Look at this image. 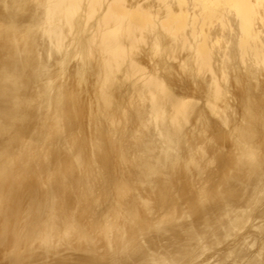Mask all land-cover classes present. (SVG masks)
I'll list each match as a JSON object with an SVG mask.
<instances>
[{
    "label": "bare ground",
    "instance_id": "obj_1",
    "mask_svg": "<svg viewBox=\"0 0 264 264\" xmlns=\"http://www.w3.org/2000/svg\"><path fill=\"white\" fill-rule=\"evenodd\" d=\"M0 264H264V0H0Z\"/></svg>",
    "mask_w": 264,
    "mask_h": 264
},
{
    "label": "rangeland",
    "instance_id": "obj_2",
    "mask_svg": "<svg viewBox=\"0 0 264 264\" xmlns=\"http://www.w3.org/2000/svg\"><path fill=\"white\" fill-rule=\"evenodd\" d=\"M61 251V253H63L64 252V250H60ZM59 251L56 253V254H61ZM54 256H56V255H54ZM36 263H38V261L36 262Z\"/></svg>",
    "mask_w": 264,
    "mask_h": 264
}]
</instances>
